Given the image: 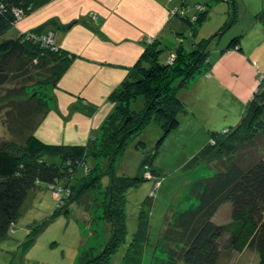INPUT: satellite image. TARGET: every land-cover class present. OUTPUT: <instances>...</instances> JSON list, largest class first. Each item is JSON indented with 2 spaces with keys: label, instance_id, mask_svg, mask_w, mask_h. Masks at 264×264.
Segmentation results:
<instances>
[{
  "label": "trees",
  "instance_id": "obj_1",
  "mask_svg": "<svg viewBox=\"0 0 264 264\" xmlns=\"http://www.w3.org/2000/svg\"><path fill=\"white\" fill-rule=\"evenodd\" d=\"M50 1L0 0V90L5 93L2 102L9 106L19 105L25 118L19 117L9 123L13 130L17 128L18 136L23 139L22 152L13 150L6 143L0 144V243L14 233L31 192L49 189L59 199V206L45 222L29 229L18 248L21 255L30 250L48 223L61 214L66 215L70 206L86 205L84 211L88 213L89 207L96 203L93 195L100 193L101 181L107 178L103 219L108 227V241L99 249L87 251L86 239L77 252L76 262L111 264L112 257L127 247L125 194L146 181L161 177L162 171L154 168V162L165 138L178 130L179 116L187 115L186 106L177 94L188 89L199 75L211 71L210 63L205 62L208 44L206 40L193 43L194 47L188 52L180 45V35L175 58L169 57L163 63L162 42L151 38L144 40L141 55L110 98L113 129L106 130V124L112 119L107 117L100 127L102 136L99 140L95 135L85 144L48 143L38 135L51 107L47 89H57L71 67L74 55L56 47L54 21L30 28L17 38L5 36L16 24L36 14ZM218 1L231 7L229 18L232 20L226 26L228 28L236 18L235 2ZM182 6L184 8V4ZM197 7L200 9H193V16L205 9ZM174 11V16L183 20L195 35L203 17L196 15L193 18L181 7ZM256 18L264 24V14L259 13ZM225 51L242 53L240 38L231 39ZM139 98L144 105L141 112L128 111V105ZM39 115L41 118L36 119ZM116 122H119L118 127ZM151 122L157 125L162 137L142 162L141 173L131 178L117 176L115 164L124 154L128 142ZM231 131L222 137L219 133L207 132V144L188 168L195 169L204 164L211 166L213 173L200 176L191 183L183 200L185 209L168 208L155 250L148 261L145 255L150 242L149 212L145 213L144 206L152 207L153 195L142 203L138 230L126 248L121 264H219L224 254L245 251L256 254L258 264H264V153L256 154L259 150L257 138L264 137V79L248 101L238 125ZM88 157L95 162L98 159L107 161L106 172H102L96 163L83 178L77 179V171ZM242 158H248L245 167ZM224 204L230 206V219L225 224H216L213 218Z\"/></svg>",
  "mask_w": 264,
  "mask_h": 264
},
{
  "label": "rangeland",
  "instance_id": "obj_2",
  "mask_svg": "<svg viewBox=\"0 0 264 264\" xmlns=\"http://www.w3.org/2000/svg\"><path fill=\"white\" fill-rule=\"evenodd\" d=\"M167 1L169 7L170 5L175 6L166 10V24L171 22L173 28L171 30L172 33H169L165 40L163 39L164 42L161 46L164 50L161 57L162 62H166L167 56H170L171 59L175 58V52L173 51L177 48L176 43L180 35L182 36L180 45L184 49L186 48L185 51L188 52L194 47V45L187 47L188 42L199 44L202 40H206L208 45L205 49L207 53L205 62L210 63L211 71L208 75L211 78L207 74L199 75L196 79L192 78L195 80L190 83L189 88L183 89L178 93L177 97L186 106L187 116H184L183 120L179 119L180 127L177 130L180 132L179 135L174 132L165 138L163 147L154 162V168L162 171L161 177L146 181L138 188L128 190L125 194L124 213L126 216L127 247H129V243L133 242L134 235L138 230L142 203L153 195L151 200L152 207L144 206L145 213L148 214L149 212L148 234L150 242L145 255L146 261L149 260L155 250L156 238L162 229L168 208L171 206L175 210L185 209L186 205L184 204L186 203H183V200L191 183L200 176H209L213 173L210 170L211 166L208 167L204 164L195 169L188 168L191 160L207 144V132L219 133L221 137L230 133L238 125L248 101L256 91L260 81L264 79V34L261 33L259 27H246V21L241 18L242 14H244V3L235 2L236 0H234L236 18L227 28L226 26L232 20V18H229L231 7L224 1L184 0V3L181 0ZM182 4H184V8ZM197 6L205 9L201 12L197 11L193 16L192 10H197ZM178 7L183 10L187 9L193 18L196 15L203 17L195 35H192L193 31L183 20L172 15L173 11ZM235 28L237 34H231ZM248 32L249 34H247ZM219 33L220 35H217ZM215 35L217 36L213 38ZM228 35H230L229 41L235 37L240 38L242 54L238 53L233 55V57H228L225 54V48L229 42H224ZM72 41L78 44L81 40L74 38ZM249 55L251 56L249 57ZM48 91L53 96V88L47 89ZM31 92L29 91L28 93L31 94ZM4 94V91L0 90V144L6 143L8 147L12 146L13 150L22 152L21 144L23 139L18 136L20 134L17 128L13 130L9 123L17 118L19 119V117L25 119L22 112L23 108L19 105L9 106L6 102H2ZM38 98L43 100L42 97L36 96V99ZM49 101L51 102L50 106H53V102ZM143 106L142 99L139 98L128 105V111L138 113L144 108ZM112 114L113 111L109 113L108 119L109 117H112V119L106 124V130L114 127ZM39 117L41 118L39 115L36 119H39ZM118 125L119 122H116L115 126L118 127ZM101 128L96 135L98 140L102 136ZM39 132L44 138L53 140L62 133L70 137L72 133H75V130L74 128L62 130L48 121ZM95 133L96 131L93 132V136H95ZM161 137L162 134L157 125L153 122L149 123L137 136L128 142L124 154L115 164V174L130 178L140 174L142 162L154 150L157 141ZM91 141L89 140L88 142ZM256 142V147L258 146L259 149L256 154L264 153L263 135L258 137ZM140 143L144 146L140 145ZM17 146H20V148H17ZM248 152L246 151V153ZM247 159L242 158L243 167L247 165ZM96 163H99L100 169L105 173L107 161L98 159L95 162L93 158L88 157L78 169L76 178H83ZM107 182V178L101 181L102 188L99 191L100 193L93 195L96 203L89 207L88 213L84 211L86 205L74 204L69 207L66 215L61 214L48 223L46 229L40 233L35 241L34 254L38 255L42 248H47L49 253L44 250L38 255L39 258L45 261L61 259L64 264H75L78 247L80 245L82 247L86 239L88 240L87 251L90 248L99 249L103 246L108 241L109 236L107 235L108 227H106L103 219L105 206L103 203L106 200L104 189ZM58 202L59 199L49 189L42 188L36 192H31L24 203L22 217L18 221L14 233L11 234L12 240L22 243L25 238L23 226L26 222L28 220L37 221L33 227L39 226L58 209ZM230 211L229 204L220 206L213 218V222L216 224L227 223L230 219ZM94 218L95 220H93ZM16 245L11 254L5 258L4 256L0 257V264H7L8 262L17 264L18 256L16 257L17 254L14 256L17 252ZM9 246V243L4 245L6 249ZM127 247L121 248L112 257L111 264L122 263ZM219 264H258V258L256 254L250 251H245L242 254L226 253L221 257Z\"/></svg>",
  "mask_w": 264,
  "mask_h": 264
},
{
  "label": "crops",
  "instance_id": "obj_3",
  "mask_svg": "<svg viewBox=\"0 0 264 264\" xmlns=\"http://www.w3.org/2000/svg\"><path fill=\"white\" fill-rule=\"evenodd\" d=\"M167 2V0H51L36 14L16 24L5 36L17 38L20 33L30 28L54 21L56 47L74 55L71 67L59 81L57 89H53V96L47 92L53 106L50 107L38 130L42 140L53 144L75 145L85 144L93 137L95 131L97 135L103 122L113 111L110 98L125 81L141 55L145 46L144 40L151 38L163 43L167 35L172 33L173 25L171 22L166 24V10L175 5L169 7ZM235 2L244 3V14L241 18L246 21V27H259L264 34V24L256 18L257 14H264V0ZM231 34H237L236 28ZM230 35L226 37L224 43L229 42ZM74 38L81 41L76 44L72 41ZM192 45L194 44L188 42L187 47ZM238 53L230 51L225 54L233 57ZM169 57L167 56L166 61ZM208 77L211 78L209 75ZM184 116L187 115L179 116V119L183 120ZM48 121L62 130L74 128L75 133L70 137L62 133L53 140L46 139L39 131ZM175 132L178 133L176 135L180 133L177 130ZM36 222L28 220L23 226V235L26 236ZM7 243L10 244L8 249L4 247ZM20 244L9 235L0 243V257L5 258L11 254L16 245L17 252L14 256L16 254V257L18 256L17 264H64L61 259L45 261L39 258L40 252L48 250L42 248L36 255L33 248L35 244L25 255H21L18 251ZM80 247L81 245L78 248Z\"/></svg>",
  "mask_w": 264,
  "mask_h": 264
},
{
  "label": "built area",
  "instance_id": "obj_4",
  "mask_svg": "<svg viewBox=\"0 0 264 264\" xmlns=\"http://www.w3.org/2000/svg\"><path fill=\"white\" fill-rule=\"evenodd\" d=\"M197 9H200V8L198 7ZM174 14H176V12H175V11H173L172 15L174 16ZM55 195H56V194H55Z\"/></svg>",
  "mask_w": 264,
  "mask_h": 264
}]
</instances>
